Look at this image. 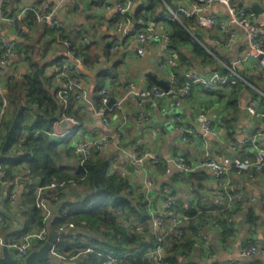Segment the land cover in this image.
Segmentation results:
<instances>
[{
    "label": "crops",
    "instance_id": "1",
    "mask_svg": "<svg viewBox=\"0 0 264 264\" xmlns=\"http://www.w3.org/2000/svg\"><path fill=\"white\" fill-rule=\"evenodd\" d=\"M118 1L13 0L8 6V11L14 12L21 7L41 2L48 3L54 10V17L58 18L60 27L79 49L85 48L89 54L90 63L80 67L82 73L80 82L86 98L80 102L73 99L70 106V113L80 121L81 125L76 127L70 122L54 123L53 131L64 132L67 135L66 139L59 141L61 142L58 147L60 161L70 168L78 162L74 155L67 154L68 149L71 151L72 144L78 138H92L101 132H106L114 137L103 151L97 153L109 160V173L121 174L129 180L135 191L144 193L154 216L156 214L161 216L165 210L167 198L165 189H169L186 205L191 201L197 202L202 199L204 204L212 207L218 204L219 187L211 171L200 168L191 173H184L176 165L175 159L185 154L188 163L196 165L198 158L207 152L214 159L237 155L242 159L249 158L255 161V148L243 144L242 140L251 135L254 126L264 129V118L257 119L247 110L250 100L256 101L263 108L260 102L264 98V75L260 68L254 67L255 61L251 60L236 67L241 77L238 84L228 86L221 91L212 92L196 85L190 95L174 94L159 101L141 99L137 93L142 88L155 83L153 77L169 82L170 71L167 67H160V60L166 51V43L162 39L153 40L146 45L144 55H138L135 48L125 49L118 55L112 53L110 47L116 29ZM186 1L172 0L169 6L175 9ZM236 1L242 7H250L256 11V22L264 34V0ZM143 6L150 8V0H136L134 10ZM162 11H166L164 7H158L154 12L151 10V16L157 19ZM211 12L221 16L222 20L229 17L224 5L214 6ZM156 23L159 32L167 31L168 25L163 20L157 19ZM48 26H50L49 21L41 25L5 21L1 26L2 37L19 43L26 52L24 57L17 58L13 64L5 68L6 79L4 77L0 82V97L6 101L8 112L11 114L19 110L23 101L26 102L27 99L23 77L29 75L32 68L28 59L30 49H34L35 61L44 68L48 77V87H58L53 81L56 62L70 59L60 47L48 43L51 36L46 30ZM237 30L239 38L230 48L215 47L226 58V60L219 58L222 63L227 64L247 48L245 30L242 28ZM202 40L208 46L214 47L209 44V39L203 37ZM99 59H102L100 63ZM212 68L199 67L200 71H209ZM188 71L195 70L191 68ZM102 82L105 83L103 86L109 89L111 98H115L116 101L112 107L108 106V117L111 120L108 126L97 114ZM118 103L121 104L120 107ZM198 110H203L209 117L214 118L219 127L216 135L205 134L200 129ZM178 115L190 127L195 128L193 141L183 140L175 119ZM12 116L10 115L9 119ZM139 116L144 120L139 119ZM53 138L57 140L55 136ZM262 146L264 148V138ZM132 151L141 153L149 151L159 159V162L154 163L149 159L143 167H138L131 157ZM14 155L12 153L8 157ZM229 179L232 187L242 191L246 197H256V202L249 204V207L256 210L259 216L258 223L252 227L245 222L242 214H238L235 234L227 240L221 238L218 231H208L209 247L207 248L205 244L201 245L195 258L196 262L226 264L228 261L237 260L240 264H264V253L254 257H241L239 254L240 247L246 243L254 240L260 244L264 243V169L258 171L252 168L243 174H237L233 170ZM148 180L153 182L151 187L147 186ZM26 185L25 182L19 185L16 204L8 201L10 187L1 186L0 208L9 209L13 215H20L22 209L19 204L23 193L26 192ZM86 194L85 186L72 187L66 192V196L71 198V201L79 200ZM23 221L24 218L9 219L5 226H1L0 232L6 235L21 230L24 228ZM148 225L150 230L164 231L167 236L174 234V228L169 221L162 229L155 226L154 220ZM56 261L58 264H75ZM183 262L186 264L188 260L184 259Z\"/></svg>",
    "mask_w": 264,
    "mask_h": 264
},
{
    "label": "built area",
    "instance_id": "2",
    "mask_svg": "<svg viewBox=\"0 0 264 264\" xmlns=\"http://www.w3.org/2000/svg\"><path fill=\"white\" fill-rule=\"evenodd\" d=\"M12 1L13 0H0V29L5 21H10L12 23L21 21L30 10L33 12L38 24L49 21L50 27H60L58 18L54 17V10L51 9L48 3L41 2L21 7L14 12H11L10 16H8L4 12V7L7 3L10 4ZM135 2L136 0H119L117 3V15L115 16L116 29L112 36V45L110 47L111 52L118 55L125 49L135 48L138 55H144L146 45L150 44L155 39H162L166 43V51L162 60H160V67H167L170 71L168 79L169 89H165L157 83H153L142 88L137 93L141 99H153L159 101L174 94L184 96L190 95L192 88L196 85L212 91H221L228 86L238 84L241 77L237 73L236 67L251 60L255 61L254 67L260 68L261 73L264 75V34L263 30L256 22L257 13L253 8L242 7L236 0H187L175 9L168 4H165L164 9L166 11H162L157 19L163 21L164 19L178 21H182L184 18L193 19L194 24H191L188 29L193 36V39L197 42H201L197 36V34H199L200 36L209 39L210 43L207 42L211 46L227 49L230 48L239 38L237 28H242L246 32L247 48L242 54L235 59H231L227 64L222 63L220 59L216 58L218 64L209 71H185L183 75L186 82L184 87L180 88V78L174 72V68L179 64V55L175 50L167 47V41L169 38L167 32L168 29L166 32H159L156 23L157 19L151 16V9L143 6L138 10H134ZM216 5L226 6L229 13V17L226 20H222L221 16L211 12V9ZM136 11L141 12L142 16L146 17L147 20L145 21L143 17H135L134 15ZM52 43L58 47L59 45L64 47L70 45V41L61 38L59 34H57L55 38H52ZM203 46L212 53L208 45H204L203 43ZM20 48L21 47L17 42L3 38L0 32V82L5 77V68L13 64L14 60L17 58L25 56L24 50ZM66 53L70 59L62 60L61 62L58 61L60 63L54 65L55 71L53 81L58 86L56 94L58 101L62 106V116L58 123L70 122L76 127H79L81 125L80 121L67 111L70 109L73 99L80 102L86 98V93L82 89L80 82L82 77L80 67L83 65L84 59L81 56H76L72 51H67ZM101 61L102 59H99V63ZM222 65L231 71L230 75L221 73ZM33 71L34 69L31 68L30 73ZM101 96L97 114L103 118L104 123L108 126L111 124L107 112L111 95L107 87L101 89ZM117 105L120 107L121 104L118 103ZM6 108L7 103L4 101V105L0 109V125L4 119ZM247 110L257 119L264 118V108L254 100L248 101ZM197 116L199 127L205 134L216 135L218 133L219 127L214 118L209 117L203 110H198ZM139 119L144 120L142 116H139ZM175 119L178 128L182 132L183 140L188 142L193 141L196 133L195 128L190 127L179 115L176 116ZM39 132L40 131L36 134H39ZM49 134L55 136L59 141H63L67 138V135L64 132H57L54 130ZM113 137L114 136L106 132H101L92 138H78L72 144L73 155L76 157L77 161L83 165L87 160L91 159L94 153L103 151L109 145ZM263 138L264 129L254 126L251 135L242 140L243 144L255 148V161H251L249 158L242 159L237 155H226L219 159H214L206 152L198 158V163L196 165H190L185 154L176 157L175 163L184 173H191L200 168L209 169L215 177L219 187L217 191L219 213L216 217L209 219L204 225H202L204 228H199L197 241L195 242L198 249H200L202 244H205L207 248L209 247L210 236L208 231L215 230L221 234V232L225 230L224 223L226 221L230 224L236 223L238 215H228L225 211H232L236 204H239L243 209H247L249 204L256 202L255 196L246 197L242 191L232 187L229 176L233 170L237 174H243L251 170L252 167H255L258 171L264 169ZM17 149L20 151V154H25V149L22 145H19ZM131 157L138 167H143L149 159L154 163L159 162V159L149 151L143 153L132 151ZM21 182H25L27 184L26 191H30L32 178L28 168H24L21 171L16 172L13 176H9L7 170L0 165V187L4 185L10 187L11 190L9 191L7 198L11 204H16L18 201L17 190ZM152 185L153 182L148 180L147 186L151 187ZM65 189L66 182L58 180L53 181L46 186L36 185L34 187L36 205L42 210L46 226L26 232L18 238L12 235L13 232H9L7 241L5 235L0 232V251L7 244L11 250L14 264H26V259L30 252L34 248L40 247L46 241L48 237L47 224L53 216L51 203L52 201H56L59 198L60 191ZM129 191H134V188H130ZM165 192L167 194L165 210L161 213V216L158 214L154 216V224L158 229H162L165 223L169 221L174 228L176 239H178L183 236L184 227L190 220V217L179 208V200L171 194V191L165 189ZM148 207L151 210L150 203ZM65 213L66 210L63 214ZM119 215L122 219L126 220L123 212H119ZM83 223L85 224L86 222ZM124 223L128 226V230L131 232L140 233L144 229V226L137 221H125ZM3 224L4 218L0 215V228ZM73 226L74 224L70 223L66 226L65 230L67 231ZM56 244L51 249L52 258L56 260L68 261L75 264L81 262L88 263L86 261L87 255L95 253L99 256H106L104 264H116L119 261H123V259L119 257L97 250V247L94 245H87L83 250L77 251L76 253L63 255L56 250ZM166 250L165 245L159 244L154 249L147 251L144 254V257L155 264H166L164 261ZM259 253H264V243L260 244L255 240L242 245L239 250L241 257H254ZM125 254L126 255L124 256L126 257L140 256L139 251H128ZM226 264L240 263L237 260H231Z\"/></svg>",
    "mask_w": 264,
    "mask_h": 264
},
{
    "label": "trees",
    "instance_id": "3",
    "mask_svg": "<svg viewBox=\"0 0 264 264\" xmlns=\"http://www.w3.org/2000/svg\"><path fill=\"white\" fill-rule=\"evenodd\" d=\"M150 2V8L154 12L158 7H165V4L170 5L172 0H150ZM8 4L4 7V12L10 16L12 11H8ZM134 16L143 17L139 11H136ZM143 18L145 21L147 20L146 17ZM35 19L30 10L19 22L38 25ZM164 22L168 25L167 47L179 54V64L174 71L180 78V88L184 87L186 82L183 75L185 70L188 71L192 68L201 72L200 66L204 68L216 66L218 64L216 58L226 60L215 47L209 46L213 54L209 52L203 46V37L199 34L197 36L202 43L193 39L188 29L191 24H194L193 19L184 18L182 21L164 19ZM46 30L51 35V40L48 41L50 45H54L52 38L59 34L61 38L70 41L68 46L59 45L63 52L72 51L76 56H81L85 66L90 63L86 49H79L61 27L48 26ZM204 45L207 44L204 43ZM20 47L25 52L21 45ZM34 55L35 51L32 48L29 50L28 59L34 71L23 77L26 102L23 101L21 108L12 114L6 108L4 119L0 125V165L7 170L9 176L28 168L32 178L31 189L23 193L19 204L22 209L20 215H13L9 209L0 208V215L4 218L3 226L9 219L22 220L24 218L22 223L24 228L14 231L12 234L16 238L26 232L46 226L42 210L36 205L34 187L36 185L46 186L57 180L65 181L66 189L60 191L59 198L51 203L52 226L61 232V237L55 246L59 253L70 255L83 250L87 245H94L97 250L123 259L116 264H155L144 257V254L157 245L163 244L167 249L164 258L166 264H184V259L188 260L186 264H197L195 258L199 249L195 242L199 228H204L202 225L216 217L219 213V205L207 206L202 202V199L197 202L191 201L187 205L179 201V208L188 214L190 220L184 227L183 236L176 239L175 232L173 235L167 236L164 231L150 230L148 224L152 222L154 215L148 207L144 193L135 190L129 191L134 187L127 178L117 172L109 173L110 162L105 157L96 152L83 165L77 162L70 168L65 166L60 161L61 155L58 151L61 142L49 134L53 131L54 123L59 121L62 116V106L56 94L58 87H48V77L45 75L44 68L35 61ZM221 73L230 75L231 71L222 65ZM104 82H102V87L105 86ZM100 100L101 98L99 103ZM260 103L264 108V98ZM3 105L4 100L0 97V109ZM67 112L70 113V109ZM10 115L13 116L9 119ZM38 131H40L39 134H36ZM19 145L24 147L25 154H20L17 149ZM70 148L71 151L68 149L67 154L73 156V146ZM12 153L15 155L9 158L8 156ZM192 176L194 178V175ZM80 186L86 187V196L71 201V198L66 196V192L69 188ZM65 210L66 213L63 214ZM119 212L125 214L126 220L121 218ZM225 212L228 215L242 214L245 222L252 227L256 226L259 220L253 207L243 209L239 204H236L232 211ZM125 221H137L144 226V229L140 233L131 232L125 225ZM70 223H73L74 226L66 231V226ZM236 224L226 221L224 223L225 230L220 234L221 238L227 240L232 237L236 231ZM128 251H139L140 256H124ZM105 260L106 256L92 253L86 257L88 263L78 264H104ZM39 264L58 263L52 258Z\"/></svg>",
    "mask_w": 264,
    "mask_h": 264
},
{
    "label": "water",
    "instance_id": "4",
    "mask_svg": "<svg viewBox=\"0 0 264 264\" xmlns=\"http://www.w3.org/2000/svg\"><path fill=\"white\" fill-rule=\"evenodd\" d=\"M155 83L162 86L165 89H169L168 82L163 79H158L157 77L152 78ZM115 98H111L109 102V106H113L115 104ZM53 216L50 218L47 224L48 229V237L46 241L37 248H34L26 259V264H39L41 262L48 261L52 259L51 249L58 242L60 237V232L55 230L52 226ZM6 241L8 240V234L5 235ZM0 264H14V259L11 253L10 248L6 244L3 247L2 252L0 253Z\"/></svg>",
    "mask_w": 264,
    "mask_h": 264
}]
</instances>
